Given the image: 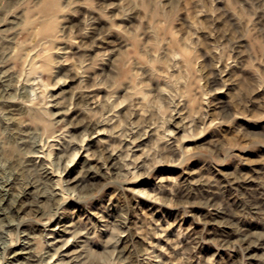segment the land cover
Masks as SVG:
<instances>
[{"label": "rangeland", "instance_id": "obj_1", "mask_svg": "<svg viewBox=\"0 0 264 264\" xmlns=\"http://www.w3.org/2000/svg\"><path fill=\"white\" fill-rule=\"evenodd\" d=\"M0 182V264H264V0H0Z\"/></svg>", "mask_w": 264, "mask_h": 264}, {"label": "bare ground", "instance_id": "obj_2", "mask_svg": "<svg viewBox=\"0 0 264 264\" xmlns=\"http://www.w3.org/2000/svg\"><path fill=\"white\" fill-rule=\"evenodd\" d=\"M84 4V3H83ZM93 24V23H92ZM95 29V28H94ZM97 32H93V34L91 35L94 39H96V38H98L97 37V34H96ZM90 36V37H91ZM90 39V38H89ZM89 50V49H88ZM79 80V79H78ZM70 81V80H69ZM66 84V83H65ZM76 87V86H75ZM89 91V90H88ZM99 92V91H98ZM78 94V93H77ZM69 95V94H68ZM81 97V96H80ZM79 98V97H78ZM85 100V99H84ZM76 101V100H75ZM93 102V101H92ZM87 108V107H86ZM76 113V112H75ZM74 116V115H73ZM100 117V116H99ZM182 122V121H181ZM98 123V122H97ZM100 123V122H99ZM98 123V124H99ZM102 123V122H101ZM92 124V123H91ZM84 126V125H83ZM182 126V125H181ZM85 127V126H84ZM74 128V127H73ZM30 129V128H29ZM102 133V131L100 130V129H97L96 130V134H93L92 135V137L91 138H100V134ZM92 134V133H91ZM103 137H104V135H103ZM85 139V138H84ZM87 139V138H86ZM92 144V143H91ZM99 147V146H98ZM103 147V146H102ZM106 147V146H105ZM98 149V148H97ZM101 149V148H100ZM85 150V149H84ZM95 151V150H94ZM38 152H40V151H38ZM48 152V151H47ZM37 153V152H36ZM92 154V153H91ZM83 155V154H82ZM112 155V154H111ZM116 155V154H115ZM32 156V155H31ZM35 156H37V158L38 157H42L43 156V154L40 152L39 153V155H35ZM29 157V156H28ZM97 157V156H96ZM36 158V157H35ZM44 158V157H43ZM31 159V158H30ZM112 160V159H111ZM89 161V160H88ZM94 164V163H93ZM106 165V164H105ZM94 166V165H93ZM109 166V165H108ZM107 166V167H108ZM44 167V166H43ZM42 167V168H43ZM96 167V166H95ZM46 168V167H45ZM44 168V169H45ZM98 168V167H97ZM103 168V167H102ZM97 170V169H96ZM108 170V169H107ZM45 171V170H44ZM48 172V171H47ZM46 172V173H47ZM96 174H98L97 172H95ZM96 174H94V171H89L88 172V174H87V176H89V177H93L94 175H96ZM223 175V174H222ZM246 177V176H245ZM50 178V177H49ZM52 178V177H51ZM101 178V177H100ZM212 178V177H211ZM229 178H231V177H229ZM218 179V178H217ZM233 179V178H232ZM223 180V179H222ZM231 180V179H230ZM89 181V180H88ZM220 181V180H219ZM73 182V181H72ZM210 182V181H209ZM1 183V182H0ZM227 183V182H226ZM241 183V182H240ZM212 184V183H211ZM222 184V183H221ZM8 185V184H7ZM11 185V184H10ZM215 185V184H214ZM218 185H220V184H218ZM216 186V185H215ZM258 186V185H257ZM257 186H255V187H257ZM7 187V186H6ZM91 187V186H90ZM230 187V186H229ZM228 187V188H229ZM248 187V186H247ZM11 188V187H10ZM56 188H58V187H56ZM93 188V187H92ZM91 188V189H92ZM212 188V187H211ZM257 189V188H256ZM253 190V189H252ZM261 190V189H260ZM4 191V190H3ZM26 191V190H25ZM259 191V190H258ZM122 192V191H121ZM224 192V191H223ZM212 194H213V192H212ZM218 195V194H217ZM2 197V196H1ZM251 198V197H250ZM6 199H7V197H3V198H1L0 199V202L3 200V202L4 201H6ZM252 199V198H251ZM208 202V201H207ZM206 202V203H207ZM217 202V201H216ZM245 202V201H244ZM255 202V201H254ZM257 202V201H256ZM258 203V202H257ZM259 203H261V202H259ZM252 204V203H251ZM262 204V203H261ZM246 205V204H245ZM250 205V204H249ZM253 205V204H252ZM195 206V205H194ZM215 207H216V205H215ZM197 208V207H196ZM200 208V207H199ZM260 208H261V206H260ZM211 209H213V208H211ZM208 210V215H212V214H217V212L219 211H217V210ZM218 209V208H217ZM17 211H23V209L22 208H17ZM193 213V212H192ZM226 216V215H225ZM219 219V218H218ZM226 219V218H225ZM202 220V219H201ZM214 220V219H213ZM204 222V221H203ZM231 224V223H230ZM225 225V224H224ZM223 226V225H222ZM217 227V226H216ZM6 229V228H5ZM234 229V228H233ZM233 229H232V231H233ZM249 229V228H248ZM51 230H54V231H52L51 233H56V234H58L59 232L58 231H55V228H52ZM193 230H195V229H193ZM223 230V229H222ZM240 231V230H239ZM250 231V230H249ZM2 232V231H1ZM215 233V232H214ZM219 233V232H218ZM241 233V232H240ZM197 234V233H196ZM231 234V233H230ZM215 235V234H214ZM247 235H249V234H247ZM194 236V235H193ZM28 237H30L29 235H27L26 236V238H27V240L28 241H26V243H24L23 245H18V248H11V253H12V255H11V259L9 260V259H7V262H8V260H9V262L8 263H4V264H53L52 263V261H51V259L50 260H48V261H46L45 263H39L38 262V258L35 256V254H34V252L32 251V249H31V244H32V242H30V240H29V238ZM204 237V236H203ZM213 238H214V236H212ZM258 237V236H257ZM122 238V237H121ZM217 238V237H216ZM197 239H198V237H197ZM238 239V238H237ZM254 239V238H253ZM263 239H264V237H263ZM198 240H200V238L198 239ZM256 240V239H255ZM32 241V240H31ZM187 241V240H186ZM209 241V240H208ZM229 242H232V241H229ZM239 242H241V241H239ZM263 242V241H262ZM55 244V243H54ZM229 245V244H228ZM259 245V244H258ZM15 246V245H14ZM264 246V245H263ZM221 247V246H220ZM248 247L249 248H251L252 247V249L254 248V247H256L254 244H249L248 243ZM223 248V247H222ZM247 248V247H246ZM264 248V247H263ZM65 251H66V249H64ZM248 251V250H247ZM62 252V251H61ZM258 252V251H257ZM64 254V253H63ZM55 255H56V253L55 254H53L52 255V258L53 257H55ZM66 256H68L67 255V253L65 254ZM248 256V255H247ZM140 257V256H139ZM249 258H250V256H249ZM20 259H24V260H20ZM20 260V261H19ZM143 260V259H142ZM75 261V260H74ZM261 263V262H260ZM210 264V263H209Z\"/></svg>", "mask_w": 264, "mask_h": 264}]
</instances>
